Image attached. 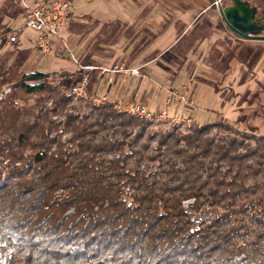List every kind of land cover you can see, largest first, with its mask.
I'll return each instance as SVG.
<instances>
[{
  "label": "trees",
  "instance_id": "trees-1",
  "mask_svg": "<svg viewBox=\"0 0 264 264\" xmlns=\"http://www.w3.org/2000/svg\"><path fill=\"white\" fill-rule=\"evenodd\" d=\"M59 85L44 71L20 80L49 97ZM90 104L64 127L50 118L56 105L41 121L16 99L0 109V264H264V134L196 119L156 131L111 102ZM205 205L212 217L195 223Z\"/></svg>",
  "mask_w": 264,
  "mask_h": 264
},
{
  "label": "rangeland",
  "instance_id": "rangeland-1",
  "mask_svg": "<svg viewBox=\"0 0 264 264\" xmlns=\"http://www.w3.org/2000/svg\"><path fill=\"white\" fill-rule=\"evenodd\" d=\"M215 1L217 2L214 0H73L72 13L67 24L61 28L58 35L53 37L56 52L48 55L36 46V32L25 26L22 10L10 11L4 6L5 0H0V109L7 106L10 100L16 99L20 104L29 105L35 113H39L42 116L39 120L41 121L47 111L59 103L56 99L59 100L61 94L70 93L71 86L78 81L80 76L74 71L77 66L75 59L79 63L84 60L95 63L105 62L102 54L116 51L119 55L117 60H122L136 52L134 44L139 35L144 33L147 37L141 46L146 45V55L155 54L157 61L163 62L167 58L182 55L183 44L192 31L199 28V58L202 56L205 59L204 55L213 47L214 56L218 60V70L216 74L213 72L214 84L202 88L196 104L184 106L173 101L171 113L186 107L184 112L191 114L200 124L222 121L241 131L264 134V39H243L235 35L225 26L227 22L221 13L218 0ZM261 8L258 18L264 22V8L263 6ZM134 25L149 26L147 30L141 31ZM163 25L169 27L164 28ZM183 25H190L192 29L187 28L182 32ZM262 34L264 35V31ZM153 35L157 36V39H154L155 43L152 42ZM68 51L70 52L67 53ZM202 63L203 61L199 64V72L206 69ZM34 71L47 72L52 85L60 84L52 92L51 97L48 90L26 93L20 88L22 76ZM180 72V78L175 81L174 88L182 86L178 82L182 80L183 75L185 76V71ZM158 79L160 82H166L165 79ZM126 81L128 82V79ZM93 84L98 94L107 92L105 88L112 86L109 84L106 87L105 82L95 83L92 80ZM158 84L160 86H157ZM158 84H156L158 90L153 91L154 93L152 92L147 100L153 109L161 107L164 102L161 101V97L165 98V91L162 92L161 88L168 89L166 87L168 85ZM190 92L192 98L193 88ZM108 94L114 96L113 93ZM90 105L88 101H79L72 97L68 104L56 105L55 112H50V118L64 127L67 113L77 110L80 113L77 119L79 122L83 119V115L89 112ZM195 123L192 126L179 125V127L181 131H187ZM171 127V124L160 121L153 122L151 126L156 131H165ZM220 133L228 134L230 131L221 128ZM71 136L72 132L57 134L58 139L62 140ZM156 143L153 141L151 146ZM21 150L25 155L31 152L29 146H22ZM148 152L151 153L152 149ZM6 153L7 150L4 157H0V169L2 168L3 172L6 171L9 161ZM157 163L155 162L154 165ZM193 204L194 198L183 201L186 209H190ZM212 215L211 208L206 205L200 210L192 211V219L195 223L201 219H210Z\"/></svg>",
  "mask_w": 264,
  "mask_h": 264
},
{
  "label": "built area",
  "instance_id": "built-area-1",
  "mask_svg": "<svg viewBox=\"0 0 264 264\" xmlns=\"http://www.w3.org/2000/svg\"><path fill=\"white\" fill-rule=\"evenodd\" d=\"M23 12L25 26L36 32V46L44 53L51 55L56 52L53 46V37L58 35L61 28L67 24L73 0H16ZM68 51L67 53H69ZM76 61L74 71L79 74V79L70 89V94L76 100L88 101L95 105H102L111 102L113 107L121 113H128L139 116L154 122H166L171 125L192 126L195 118L186 114L182 107L171 113L173 101L184 106L194 104L190 98L192 85L190 82L178 88H161L165 91L164 102L161 107L151 108L150 104L128 95L126 89L114 96L107 92L98 94L94 84L93 76H97L99 83L105 82V86L112 84L116 75H121L123 81L131 76L143 75L140 68H128L124 64H82ZM158 84V83H157ZM157 86H160L159 84ZM128 93V94H127Z\"/></svg>",
  "mask_w": 264,
  "mask_h": 264
},
{
  "label": "crops",
  "instance_id": "crops-1",
  "mask_svg": "<svg viewBox=\"0 0 264 264\" xmlns=\"http://www.w3.org/2000/svg\"><path fill=\"white\" fill-rule=\"evenodd\" d=\"M7 0H5L6 2ZM214 2H217L214 0ZM70 12V16H71ZM69 16V18H70ZM69 20V19H68ZM135 26V25H134ZM149 25H136L135 28L138 30L144 31L147 30ZM153 26V25H150ZM157 25H154V27ZM162 26V25H161ZM160 26V27H161ZM169 27V25H163ZM187 28H190V25H183L184 32ZM209 30V27H206ZM192 29V28H190ZM189 29V30H190ZM192 33L187 38L186 42L183 44V54L177 55L175 57H170L164 60L163 62L157 61V56H149L147 54V48L145 46H141V43L147 37V34L142 33L137 38L138 40L135 42L134 46L137 49L136 52L124 57L122 60L118 59V54L116 51L113 52H104L102 57L103 61L107 62H91L90 60H84L81 62L82 64H104V65H113V64H124L128 68H140L143 75L140 76H131L127 81H123L121 75H116L112 86H108L106 91L109 93H113L114 95L118 94L124 89H127L129 94H132L139 100L147 101L149 96L153 91H157L156 84H166L168 88H174V83L177 81L181 75V70L185 71L182 80H180L181 85H184L188 82L191 83L192 88L194 90V96L191 98L194 101V104L197 103L199 98V92H201L204 86H211L212 79L215 77L213 72L216 74V70H218L217 59L214 56V49L207 51L204 58L200 56L199 58V28L194 29ZM211 34V32H209ZM202 35V34H201ZM187 36V35H184ZM180 37V36H179ZM157 39V36L153 35V43ZM170 46V45H168ZM167 46V47H168ZM203 61L204 67H206L205 71L199 72V64ZM159 62L158 64H156ZM192 77V78H191ZM158 78L165 79L166 82H160ZM93 80L95 83H99L98 79L93 76ZM192 81V82H191ZM195 81V82H194ZM194 82V83H193ZM214 84V83H213ZM95 86V85H94ZM177 87V86H176ZM191 88V90H192ZM154 93V92H153ZM148 95V96H146ZM191 95V92H190ZM163 96V95H162ZM161 101H164V96L161 97Z\"/></svg>",
  "mask_w": 264,
  "mask_h": 264
},
{
  "label": "water",
  "instance_id": "water-1",
  "mask_svg": "<svg viewBox=\"0 0 264 264\" xmlns=\"http://www.w3.org/2000/svg\"><path fill=\"white\" fill-rule=\"evenodd\" d=\"M218 5L227 26L235 35L243 39H264V35L260 34L262 29L253 19L255 7H249L241 0H235V5L226 8H223L218 0Z\"/></svg>",
  "mask_w": 264,
  "mask_h": 264
},
{
  "label": "flooded vegetation",
  "instance_id": "flooded-vegetation-1",
  "mask_svg": "<svg viewBox=\"0 0 264 264\" xmlns=\"http://www.w3.org/2000/svg\"><path fill=\"white\" fill-rule=\"evenodd\" d=\"M241 1L246 2V5L249 7H255L256 8V12L253 16V19L256 21V24L262 29L260 32V34H262V32L264 31V22H262L258 18V12H259V9L260 10L262 9L261 8L262 6L264 8V0H241ZM219 2L221 3L222 7H224V8L229 7L231 5H235V0H219ZM225 26L228 27L227 24ZM228 29H230V28L228 27Z\"/></svg>",
  "mask_w": 264,
  "mask_h": 264
}]
</instances>
